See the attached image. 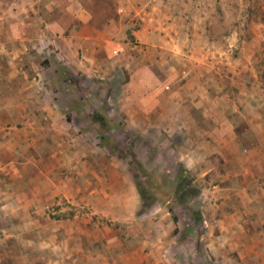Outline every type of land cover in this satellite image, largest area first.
Here are the masks:
<instances>
[{"label":"crops","instance_id":"crops-1","mask_svg":"<svg viewBox=\"0 0 264 264\" xmlns=\"http://www.w3.org/2000/svg\"><path fill=\"white\" fill-rule=\"evenodd\" d=\"M1 5L0 21L9 25L0 33L12 37L0 50V261L126 264L129 257V264H159L176 236H109L111 230L101 220L122 227L138 220L140 197L129 213L115 214L110 189L118 179L125 187L129 174L109 168L108 155L79 140L84 136L78 116L127 113L117 104L127 96L116 91L125 94L137 79L131 75V58L138 46L123 30L122 8L116 0H4ZM37 17L42 35L30 39L26 27ZM18 33L20 43L13 38ZM34 53L42 62L24 60ZM145 55L138 59L139 67L155 63ZM69 82L74 86L66 88ZM85 82L110 83L109 94H100L109 110L72 107L82 100ZM234 85L236 93L218 77L196 74L163 91L153 81L151 92L136 97L139 103L132 109L137 119L127 127L165 132V160L206 184L202 215L211 235L207 245L218 250L214 255L228 264L233 257L242 264H264V79L255 76ZM69 128L77 134L68 137ZM167 217L164 222L171 228ZM161 223L137 222L150 231ZM114 242L132 244L119 260L112 256L117 251L110 256L106 251Z\"/></svg>","mask_w":264,"mask_h":264},{"label":"rangeland","instance_id":"rangeland-1","mask_svg":"<svg viewBox=\"0 0 264 264\" xmlns=\"http://www.w3.org/2000/svg\"><path fill=\"white\" fill-rule=\"evenodd\" d=\"M2 1L4 0H0V7ZM116 2L123 10V18L120 21L127 38L134 46H138L133 49L135 58H131L133 62L131 75H136L137 79L129 85L125 94L121 90L116 91L121 98L127 96L123 101L117 102L119 106L125 108L126 114L105 115V127L94 121L92 118L94 114L85 113L78 116L82 127L80 132L84 136V139L79 140H86L90 144L89 148L97 150L98 154L108 155L109 168L114 166L118 170L123 168L129 174V183L124 185L125 187L119 182L118 176H114L112 180L116 182L118 179L117 186L110 189L114 197L112 211L120 217L129 213V206L136 202L137 196L140 197L142 208L135 217L138 220L126 223L125 227L115 222L107 223L108 221L103 220L101 222L108 224L111 237L115 234H120L125 239L134 235L146 237L151 235L157 240L176 236L174 245L172 243L167 246V256L158 259L159 264H228L214 255L218 250L207 245L211 235L209 236V229L202 215L205 209L201 206V194L206 184L194 180L190 173L184 172L181 165L174 168L165 160V132L144 133L127 126L137 119L133 116L132 107L139 103L138 99L141 96L151 92L149 87L153 81L164 91L167 85H177V88L188 76L198 74L201 77L206 76L207 79L218 77L226 89L236 93L234 84L255 76L264 79V0H116ZM37 18L31 19L26 27L27 32L24 35L30 39H38L42 35L41 21ZM20 24L19 20L18 25ZM8 25L5 20L0 21L2 30ZM10 37L12 36L0 33L1 51ZM13 38L20 43L21 34L18 33ZM148 46H153L151 50L155 49L156 57L151 50H147ZM144 54L150 62L156 59L155 63H150V67H139L142 64H138L140 63L138 59ZM27 56L24 60L31 63L42 60L35 53ZM198 64L200 67L197 68ZM32 72L35 73V70ZM66 75L69 81H73L70 74ZM60 76L63 77L64 72H61ZM71 85V82L64 84L66 88ZM109 88L110 83L82 86L80 89L82 100L71 105L83 112L85 108L97 110L101 106L109 110L111 105L109 103L106 105L105 98L100 97V94L103 96L109 94V91L108 93L106 91ZM66 133L68 137L77 134L70 128ZM103 134L108 140L103 142L105 144L103 151H98L97 148L102 146L99 137ZM155 141L157 145L152 147ZM122 207L125 211L121 210ZM166 214L171 218V228L166 227V221L163 219ZM173 216L177 217V222H174ZM160 220L162 223L152 231L149 227V230L146 229V225L137 224ZM179 241L185 242L178 243ZM131 245L129 243L122 247L121 243L114 242L106 251L109 256L110 252L117 251L118 253L112 256L119 260L120 256L122 258L120 253L126 250V246ZM170 252L175 253L178 260H171ZM124 260L126 264L131 263L129 257ZM231 261L232 264H242L235 257ZM0 263L8 264V261L1 260Z\"/></svg>","mask_w":264,"mask_h":264},{"label":"trees","instance_id":"trees-1","mask_svg":"<svg viewBox=\"0 0 264 264\" xmlns=\"http://www.w3.org/2000/svg\"><path fill=\"white\" fill-rule=\"evenodd\" d=\"M93 119H94V121H96V122H98L99 124H100V126H103V127H105V117L104 116H102L101 114H99V113H95L94 114V116L92 117ZM100 140H101V142H102V147H105V144H103V142L104 141H106V140H108V137L106 136V135H100ZM120 155H121V153H120ZM184 169V168H183ZM184 172L185 173H189L186 169H184ZM197 194H198V192H197ZM197 194H195V195H197ZM194 195V194H193ZM142 199H144V196L142 195ZM173 220H174V222H177V217L176 216H173Z\"/></svg>","mask_w":264,"mask_h":264}]
</instances>
